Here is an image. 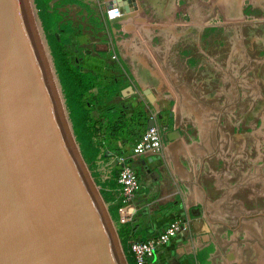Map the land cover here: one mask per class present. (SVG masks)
I'll return each mask as SVG.
<instances>
[{"label":"rangeland","instance_id":"obj_1","mask_svg":"<svg viewBox=\"0 0 264 264\" xmlns=\"http://www.w3.org/2000/svg\"><path fill=\"white\" fill-rule=\"evenodd\" d=\"M107 1L47 2L48 11L58 18L50 31L57 32L66 43L64 49L71 67L79 72H90L94 78V87L83 93L90 124L94 125L96 121L106 124L107 118L116 113L111 111L115 108L122 115L124 130L120 135L131 143L140 135L150 116L157 117L163 132L178 126L184 133L203 129L209 138L217 135L220 152L214 165L228 171L226 181L231 187L229 205L221 206L225 221L219 222L221 234L215 239L221 249L218 253L224 256L227 251H232L240 264L250 259L256 264H264V0H128L133 14L129 16L130 20L121 23H111L107 19ZM34 6L40 22L38 25L36 21V25L48 52L61 100L59 103L70 129L63 89L35 3ZM197 24L203 25L202 44L198 49L192 44L187 48L175 47L173 65L179 74L197 82L193 85L197 95L199 93L213 104L202 105L180 92L163 103L165 108L160 114L147 108L140 92L132 97L120 93L122 86L137 85V81L124 74L120 77L122 83L119 87V64L127 69L123 62H119V40L125 37L119 25ZM191 35L193 33H187L185 37L188 39L193 37ZM158 40L155 36L150 41L146 53L160 65L153 49ZM113 88L115 90L111 92ZM102 133V136L96 134V141L105 136V130ZM116 135V138L109 139L110 146L106 142L102 146L113 154H119L114 150L119 133ZM101 157L99 154L97 160ZM96 170L103 180L110 171H99L97 166ZM87 171L90 174L88 168ZM95 188L108 211V203L96 184ZM110 219L117 232L116 223L111 216ZM124 259L128 264L126 257ZM218 261L223 262L222 256Z\"/></svg>","mask_w":264,"mask_h":264},{"label":"water","instance_id":"obj_2","mask_svg":"<svg viewBox=\"0 0 264 264\" xmlns=\"http://www.w3.org/2000/svg\"><path fill=\"white\" fill-rule=\"evenodd\" d=\"M115 3L111 23L132 13ZM31 18L28 0H0V264H125Z\"/></svg>","mask_w":264,"mask_h":264},{"label":"crops","instance_id":"obj_3","mask_svg":"<svg viewBox=\"0 0 264 264\" xmlns=\"http://www.w3.org/2000/svg\"><path fill=\"white\" fill-rule=\"evenodd\" d=\"M119 30L125 34L119 40V62L127 67L119 64V87L122 83L120 77L124 74L137 81V85L132 83L121 87L123 96L132 97L140 92L147 108H153L160 114L165 108L163 103L180 92H185L187 97L202 105L213 104L199 93L197 95L198 91L195 92L193 87L197 82L179 74L173 65L175 47L187 48L192 44L198 49L202 44L203 25H119ZM187 33H193V37L187 39ZM155 36L159 40L153 49L160 65L146 53V46ZM151 121L158 125L157 117ZM204 131L199 129L196 133H184L178 126L166 129L158 154L134 155V143L121 135L114 142L115 151L129 160L141 181L135 199L119 210V216L126 209L131 213L126 221L129 243L158 234L174 216L187 224L183 233L157 250L149 264H240L232 251H227L224 256L218 253L221 249L215 239L221 234L219 222L225 221L221 206L229 205L231 187L226 181L228 171L214 165L220 152V140L217 135L209 138ZM230 137L228 135V141ZM110 153L106 149L97 160L99 171L108 172L113 165ZM220 256L223 262L218 261Z\"/></svg>","mask_w":264,"mask_h":264},{"label":"trees","instance_id":"obj_4","mask_svg":"<svg viewBox=\"0 0 264 264\" xmlns=\"http://www.w3.org/2000/svg\"><path fill=\"white\" fill-rule=\"evenodd\" d=\"M47 2L48 0H34L59 82L63 89L72 131L90 175L99 187L102 198L108 203V211L117 225V233L126 260L128 264H134L129 250V245L132 241L129 243L127 237L128 225L126 222L118 223V214L123 203L118 191L119 185L116 181L117 172L113 169L110 176L103 180L100 177V173L96 170V161L99 154H101V147L103 146L101 141L104 142V145L107 142L106 145L108 146L110 138H116L118 136L116 135L117 132L119 136L123 133L124 126L121 124L122 115L120 111L114 108L111 111H115L116 113L111 114L108 118L106 117V124L102 121H96L94 125L90 124V115L83 100V93L94 87V78L90 72H79L71 67L68 54L64 49L66 43L62 41L57 32L50 31L57 24L58 18L48 11ZM114 90L113 88L111 92ZM103 116L101 118H104ZM113 117L116 120H112ZM118 118L119 121L117 120ZM118 125L119 127H117ZM102 130H105V136L100 141H96V134L98 133V135L102 136ZM105 152L106 150L101 155L103 156Z\"/></svg>","mask_w":264,"mask_h":264},{"label":"built area","instance_id":"obj_5","mask_svg":"<svg viewBox=\"0 0 264 264\" xmlns=\"http://www.w3.org/2000/svg\"><path fill=\"white\" fill-rule=\"evenodd\" d=\"M123 14V9L116 3L111 8H106V17L111 19L120 17ZM153 116L148 117L146 120H152ZM163 129L162 127L153 124L151 127L145 125L140 135L132 146V153L134 155L141 154H158L162 148ZM103 141L101 144L103 145ZM104 148L101 147V154ZM100 154V155H101ZM114 163L110 167L109 174L114 169L116 170V181L119 185L118 191L121 197L123 206L126 207L129 202L135 199L141 186L140 176L138 171L126 159V157L119 154H109ZM109 174L107 175L108 178ZM122 206V207H123ZM130 211L125 210L121 216L120 222H126L129 219ZM187 228V224L180 217L174 216L165 225L164 229L158 234L147 238L145 240H134L129 245V250L132 255L134 264H149L154 257L157 250L168 244L170 241L179 236Z\"/></svg>","mask_w":264,"mask_h":264},{"label":"bare ground","instance_id":"obj_6","mask_svg":"<svg viewBox=\"0 0 264 264\" xmlns=\"http://www.w3.org/2000/svg\"><path fill=\"white\" fill-rule=\"evenodd\" d=\"M28 3H29V12H30V15L32 16L31 19H32L33 27H34L35 33L37 34L36 36H38V40H39L40 46H41L42 51H43V57L45 58V62L47 63L51 84L53 86V89L55 88L56 95H57V97L59 99V102L61 103V100H60V97H59V92L57 90V83H56V80H55L54 74H53V69H52V66L50 65L48 52H47L44 40H43V38L41 36L40 30H39L38 26L36 25L37 22H36V18H35V15H34L33 7L31 5V1L28 0Z\"/></svg>","mask_w":264,"mask_h":264},{"label":"flooded vegetation","instance_id":"obj_7","mask_svg":"<svg viewBox=\"0 0 264 264\" xmlns=\"http://www.w3.org/2000/svg\"><path fill=\"white\" fill-rule=\"evenodd\" d=\"M246 247H247V245L245 244L244 248H246ZM244 263L245 264H256V262L255 261H252L251 259L250 260H247V262L244 261Z\"/></svg>","mask_w":264,"mask_h":264}]
</instances>
